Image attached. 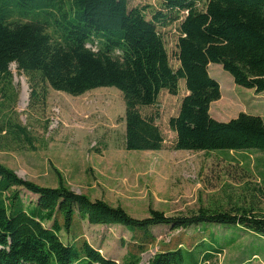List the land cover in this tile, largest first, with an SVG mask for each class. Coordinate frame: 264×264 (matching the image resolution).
Returning <instances> with one entry per match:
<instances>
[{"label":"trees","instance_id":"16d2710c","mask_svg":"<svg viewBox=\"0 0 264 264\" xmlns=\"http://www.w3.org/2000/svg\"><path fill=\"white\" fill-rule=\"evenodd\" d=\"M174 21L177 68L160 31ZM11 63L28 77L31 100L48 87L73 96L99 87L118 89L127 150L162 147L153 117L139 109L154 104L162 90L177 94L183 79L186 94L168 121L174 149L264 151L260 115L239 112L226 121L211 116L220 86L208 71L210 63L219 64L236 85L264 91V0H160L149 19L146 6L130 7L128 0H0V84L9 83ZM6 124L0 126V141L6 133L30 141L24 126ZM21 190L37 198L24 199ZM82 221L118 224L131 232L133 243L121 264H138L154 240L151 228L162 224L194 227L208 240L191 249L164 245L147 264H204L232 245L238 230L264 239V213L247 205L199 207L177 216L149 209L140 219L119 205L74 192L60 175L56 186L39 185L0 163V264H119L80 239ZM211 225L231 233L217 235ZM260 250L251 246L249 255Z\"/></svg>","mask_w":264,"mask_h":264},{"label":"rangeland","instance_id":"374dc122","mask_svg":"<svg viewBox=\"0 0 264 264\" xmlns=\"http://www.w3.org/2000/svg\"><path fill=\"white\" fill-rule=\"evenodd\" d=\"M128 3L130 7L146 6L148 19L160 8V0ZM177 27L178 21H174L160 28L173 68L179 64L175 56ZM9 70V83L1 80L0 84V126L7 127L8 120L24 126L30 141L4 134L0 163L21 178L56 186L60 175L74 192L119 205L140 219L148 216L149 209L177 216L189 215L199 207L247 205L264 213V151L173 148L175 133L168 121L177 114L186 94L183 79L179 80L177 94L162 90L154 104L139 109L144 116L153 117L163 136L162 147L134 151L125 149V104L118 89L99 87L73 96L48 87L31 100L28 77L15 63L9 65ZM208 71L220 86V98L210 104L212 117L226 121L245 112L260 115L264 121V91L255 93L236 85L219 64L210 63ZM21 196L37 198L26 190H21ZM210 227L217 235L231 233L218 225ZM78 231L80 239L119 264L133 243L131 232L118 224L91 225L82 221ZM151 233L154 240L140 254L138 264H147L164 245H187L191 249L201 240H208L207 234L196 232L194 227L172 229L162 224L152 227ZM61 238L68 240L64 232ZM251 246L264 248V239L238 230L236 241L204 264H264V251L249 255Z\"/></svg>","mask_w":264,"mask_h":264}]
</instances>
